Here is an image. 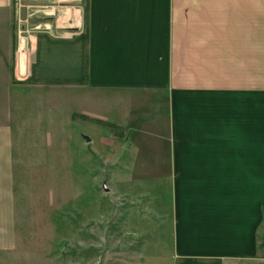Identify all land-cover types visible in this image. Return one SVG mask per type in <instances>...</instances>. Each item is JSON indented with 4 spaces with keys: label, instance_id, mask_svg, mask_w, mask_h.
<instances>
[{
    "label": "crops",
    "instance_id": "0c3cea01",
    "mask_svg": "<svg viewBox=\"0 0 264 264\" xmlns=\"http://www.w3.org/2000/svg\"><path fill=\"white\" fill-rule=\"evenodd\" d=\"M14 2L0 0V254L17 249L18 151L59 164L46 127L61 114L107 128L75 142L80 180L104 145L113 179L170 182L176 261L253 264L264 240V0H24L18 14ZM41 20L50 28H33Z\"/></svg>",
    "mask_w": 264,
    "mask_h": 264
},
{
    "label": "rangeland",
    "instance_id": "374dc122",
    "mask_svg": "<svg viewBox=\"0 0 264 264\" xmlns=\"http://www.w3.org/2000/svg\"><path fill=\"white\" fill-rule=\"evenodd\" d=\"M101 104L96 111L103 114ZM51 119L57 122L46 127L49 152L64 155L57 157L59 164H50L41 157L32 161L27 148L18 151V243L15 253L0 254V264H183L175 260L169 237L170 182L128 175L113 179L103 161L104 145L98 146L92 177L86 172L80 180L71 156L75 142L84 136L95 141L108 135L107 128L95 122L69 126L61 114ZM258 245L253 264H264L262 237Z\"/></svg>",
    "mask_w": 264,
    "mask_h": 264
},
{
    "label": "built area",
    "instance_id": "2783aa9c",
    "mask_svg": "<svg viewBox=\"0 0 264 264\" xmlns=\"http://www.w3.org/2000/svg\"><path fill=\"white\" fill-rule=\"evenodd\" d=\"M14 5L16 7L17 14H18V12L21 11V9L23 7H26L27 6V4H25L24 0H15ZM46 7H48V5H44L43 6V8H46ZM48 14H49V12L47 11L46 12V15H48ZM25 22L26 21L21 20V18H18L17 19V30H18V34L23 33V31H24L23 29H24ZM33 28H35V29H45L46 30V29H49L50 26L48 25L47 22H44V21L41 20V21L35 22V24L33 25ZM19 37H20V35H19ZM21 44H23V43L21 42ZM22 49H23V45H22Z\"/></svg>",
    "mask_w": 264,
    "mask_h": 264
},
{
    "label": "water",
    "instance_id": "95a60500",
    "mask_svg": "<svg viewBox=\"0 0 264 264\" xmlns=\"http://www.w3.org/2000/svg\"><path fill=\"white\" fill-rule=\"evenodd\" d=\"M84 138H85V140H87V141L89 140V138H88L87 136H84Z\"/></svg>",
    "mask_w": 264,
    "mask_h": 264
}]
</instances>
